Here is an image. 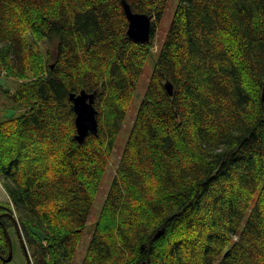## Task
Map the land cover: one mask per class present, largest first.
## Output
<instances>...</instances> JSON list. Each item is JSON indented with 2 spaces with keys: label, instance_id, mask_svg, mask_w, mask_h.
I'll use <instances>...</instances> for the list:
<instances>
[{
  "label": "trees",
  "instance_id": "obj_1",
  "mask_svg": "<svg viewBox=\"0 0 264 264\" xmlns=\"http://www.w3.org/2000/svg\"><path fill=\"white\" fill-rule=\"evenodd\" d=\"M122 1L0 0V182L33 264H74L152 58L155 24L131 41ZM126 1L159 23L170 0ZM263 88L264 0H179L81 264H264ZM83 91L99 126L80 143Z\"/></svg>",
  "mask_w": 264,
  "mask_h": 264
},
{
  "label": "rangeland",
  "instance_id": "obj_2",
  "mask_svg": "<svg viewBox=\"0 0 264 264\" xmlns=\"http://www.w3.org/2000/svg\"><path fill=\"white\" fill-rule=\"evenodd\" d=\"M178 2L179 0H170L167 5L165 15L163 19L161 20V22L157 23L156 21H154L153 23V26L154 24L156 26L155 33H154L155 36H154V44H153V55H152V58L149 59V61L145 65V68L140 78L135 96L133 98L132 103H130L129 105L127 116L122 126L121 133L117 137L116 144L113 147V151L110 157L108 158V165L105 171L102 185L99 190L96 201L93 205V209L91 212V216L89 218L87 229L85 230L81 245L78 248L74 264H81L87 252V249L90 243V237L92 236V233H93L92 227L98 219L101 208L111 188L114 176L116 175L117 167H118V164L120 163L122 152L125 150L129 132L132 128L133 122L135 121L137 117L142 99L144 97V94L146 93L147 87L149 85V82H150V79L153 73L155 61L167 37ZM15 85L16 83L14 81L7 79L2 73V70L0 69V120L5 118L4 116L10 117L16 111L14 107L13 108L9 107V101L6 99V94L4 93L6 92L7 89H10L12 91L15 88ZM75 124H76V120H75ZM0 205L2 206L7 205L6 207L10 209V213L12 212L14 214V216L12 215L13 219L17 220L16 219L17 211L15 209V206L13 202L11 201V199L9 198L6 191L4 190L1 182H0ZM2 213H0V215H2ZM1 219L2 218H0V220ZM11 238L13 241V263L12 264H27L26 256L24 255L20 247L19 239L16 233L14 232V230H11Z\"/></svg>",
  "mask_w": 264,
  "mask_h": 264
},
{
  "label": "water",
  "instance_id": "obj_3",
  "mask_svg": "<svg viewBox=\"0 0 264 264\" xmlns=\"http://www.w3.org/2000/svg\"><path fill=\"white\" fill-rule=\"evenodd\" d=\"M122 6L128 20V38L141 45L150 42L154 18L148 14L133 12L131 6L126 0L122 1ZM165 89L170 96L173 95L174 87L171 82H166ZM96 97V94H90L84 91L79 94H71L70 99L74 104V110L76 113L77 140L80 143L84 142L91 133H98L99 123L98 111L95 107ZM262 98L264 101V88ZM14 224L19 241L25 252L27 264H33L29 250L22 238L19 224L17 221H14ZM5 232L9 244V256L8 258H3V260L6 263H11L13 261V243L7 229H5Z\"/></svg>",
  "mask_w": 264,
  "mask_h": 264
},
{
  "label": "bare ground",
  "instance_id": "obj_4",
  "mask_svg": "<svg viewBox=\"0 0 264 264\" xmlns=\"http://www.w3.org/2000/svg\"><path fill=\"white\" fill-rule=\"evenodd\" d=\"M99 58V57H98ZM26 66V65H25ZM20 69V68H19Z\"/></svg>",
  "mask_w": 264,
  "mask_h": 264
}]
</instances>
